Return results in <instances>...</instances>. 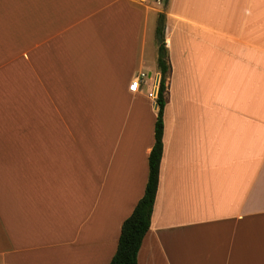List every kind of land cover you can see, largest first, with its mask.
<instances>
[{
    "label": "crops",
    "instance_id": "1",
    "mask_svg": "<svg viewBox=\"0 0 264 264\" xmlns=\"http://www.w3.org/2000/svg\"><path fill=\"white\" fill-rule=\"evenodd\" d=\"M147 2L0 0V264L111 260L148 176L159 13L163 148L137 264H264V0Z\"/></svg>",
    "mask_w": 264,
    "mask_h": 264
},
{
    "label": "trees",
    "instance_id": "2",
    "mask_svg": "<svg viewBox=\"0 0 264 264\" xmlns=\"http://www.w3.org/2000/svg\"><path fill=\"white\" fill-rule=\"evenodd\" d=\"M164 15L158 14L155 27L157 42L156 65L159 72L158 89L155 102L157 104L154 124V144L148 154V176L142 197L134 206L131 214L122 222L117 247L108 264H137L136 257L142 239L150 226V218L158 185L159 166L162 155L163 93L168 72L167 51L163 40Z\"/></svg>",
    "mask_w": 264,
    "mask_h": 264
},
{
    "label": "rangeland",
    "instance_id": "3",
    "mask_svg": "<svg viewBox=\"0 0 264 264\" xmlns=\"http://www.w3.org/2000/svg\"><path fill=\"white\" fill-rule=\"evenodd\" d=\"M164 3V0H160ZM148 5L150 6H155V3L153 2H147ZM159 8H162V6H159ZM149 34H148V37L150 36L151 34V31L150 29L148 30ZM153 33V31H152ZM167 76V75H166ZM166 82H167V77H166ZM74 142V143H73ZM73 142L71 141V143L69 145H67V147H72V149L76 148V149H79L82 151V153L86 152V153H89L91 147H92V144H94V141L90 140V139H83V140H77V139H74ZM76 161L79 163H84V159L83 158H80L78 160V158L76 159Z\"/></svg>",
    "mask_w": 264,
    "mask_h": 264
},
{
    "label": "built area",
    "instance_id": "4",
    "mask_svg": "<svg viewBox=\"0 0 264 264\" xmlns=\"http://www.w3.org/2000/svg\"><path fill=\"white\" fill-rule=\"evenodd\" d=\"M144 1V0H142ZM147 1H153V2H159V0H147ZM146 77V74L145 73H138L137 75H135L132 80L130 81L129 83V86H128V90L131 92V93H136L137 91H139L140 89V82L143 81ZM149 97L151 99H154L155 98V95L153 94V92H150L149 94Z\"/></svg>",
    "mask_w": 264,
    "mask_h": 264
},
{
    "label": "water",
    "instance_id": "5",
    "mask_svg": "<svg viewBox=\"0 0 264 264\" xmlns=\"http://www.w3.org/2000/svg\"><path fill=\"white\" fill-rule=\"evenodd\" d=\"M158 81H159V76L157 77L156 86L158 85ZM155 92H156V88H155ZM155 92H154V95H155Z\"/></svg>",
    "mask_w": 264,
    "mask_h": 264
}]
</instances>
